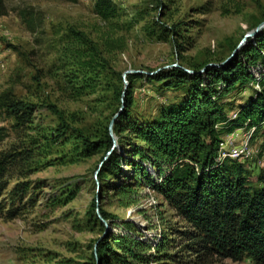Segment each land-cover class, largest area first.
I'll return each mask as SVG.
<instances>
[{
    "label": "rangeland",
    "instance_id": "obj_1",
    "mask_svg": "<svg viewBox=\"0 0 264 264\" xmlns=\"http://www.w3.org/2000/svg\"><path fill=\"white\" fill-rule=\"evenodd\" d=\"M5 2L0 94L30 103L33 112L19 127L0 112L6 133L0 151H18L24 158L9 172L3 195L4 205L18 207L19 214L0 216V264H41L43 251L70 264H93L97 239L111 230L150 246L174 240L159 252L151 247L156 261L150 264H254L247 257L232 261L187 252L175 232L185 223L163 198L135 181L127 165L116 172L103 163L105 135L122 104L131 119L144 120L183 96L163 80L143 77L129 83L127 74L172 64L188 70L228 57L244 33L264 20V0H111L115 13L108 19L95 13V0ZM21 9L32 10L31 27L18 16ZM77 51L84 54L83 63L77 62ZM123 92H130L127 108ZM250 92L245 87L228 95L231 118ZM81 137L97 143L87 148ZM259 144L260 137L245 127L222 135L226 154L243 151L240 158H230L243 163L252 184L264 167Z\"/></svg>",
    "mask_w": 264,
    "mask_h": 264
},
{
    "label": "trees",
    "instance_id": "obj_2",
    "mask_svg": "<svg viewBox=\"0 0 264 264\" xmlns=\"http://www.w3.org/2000/svg\"><path fill=\"white\" fill-rule=\"evenodd\" d=\"M94 11L108 19L115 13V5L111 0H95ZM8 12L5 0H0V16ZM18 16L31 27L32 10L21 9ZM77 52L78 63L86 60L81 51ZM226 58L188 70L175 65L146 74H127L129 83L143 77L163 80L167 86L180 88L183 96L144 120L131 119L127 109L122 108L112 125L120 147L110 151L113 142L108 130L103 164L112 165L116 172L121 165H127L135 181L144 182L163 198L185 223L184 229L175 232L185 241L183 248L187 252L197 258L241 261L247 257L254 264H264V167L252 184L242 162L220 156L222 135L238 127L253 129L252 134L260 137V154L264 153V28L224 61ZM245 87L251 92L231 118L227 97ZM129 95L130 92L125 96L121 93L120 97L126 108L131 102ZM0 112L11 116L19 127L29 122L33 106L2 92ZM5 134V128L0 126V141ZM81 138L87 148L97 143ZM17 152L0 151V216L9 219L19 214L18 207H6L3 199L9 172L18 160L24 159ZM102 173L100 169L98 176ZM99 212L107 219L105 211L99 208ZM123 225L137 230L130 222ZM173 241L163 238L150 246L136 237L107 231L92 249L93 264H150L156 261L155 255L148 252L150 248L159 252L174 246ZM41 256V264H70L50 251H43Z\"/></svg>",
    "mask_w": 264,
    "mask_h": 264
},
{
    "label": "water",
    "instance_id": "obj_3",
    "mask_svg": "<svg viewBox=\"0 0 264 264\" xmlns=\"http://www.w3.org/2000/svg\"><path fill=\"white\" fill-rule=\"evenodd\" d=\"M264 28V20L261 21L256 27L250 29L249 31L245 32L243 37L241 38V40L239 41V43L236 45V47L233 49L232 53L224 60V61H227L231 56H233L237 51L238 49L246 42L247 39H252L255 35H257L262 29ZM171 66H175V64H172ZM135 72H140V71H135ZM126 73H129V71H125L124 74ZM122 95H124V92L122 93ZM122 106L123 104L121 105V109H122ZM120 109V110H121ZM120 112V111H119ZM118 112V113H119ZM118 113L113 117V119L110 121L109 123V134L110 136L112 137L113 139V145H112V148L110 151H112V149H114L116 147V140H115V137L113 135V132H112V124H113V121L115 119V117L118 115ZM110 153V152H109ZM108 153V154H109ZM105 159V157H104ZM100 166V165H99ZM99 170V167L98 169L95 171V174L98 172ZM99 215V213H98Z\"/></svg>",
    "mask_w": 264,
    "mask_h": 264
},
{
    "label": "built area",
    "instance_id": "obj_4",
    "mask_svg": "<svg viewBox=\"0 0 264 264\" xmlns=\"http://www.w3.org/2000/svg\"><path fill=\"white\" fill-rule=\"evenodd\" d=\"M235 115H236V113H235ZM250 130H251V132H252L253 129H250ZM220 151H221V152H220V156H221V157L228 156V157H231V158H232V157H233V158H234V157H236V158H240L241 155H242V152H243V151H238V150H236L234 156H230L229 154H226V153L222 150V142H221V144H220ZM237 160H239V159H237ZM239 161H240V160H239Z\"/></svg>",
    "mask_w": 264,
    "mask_h": 264
}]
</instances>
